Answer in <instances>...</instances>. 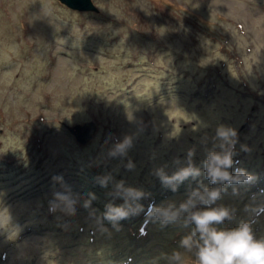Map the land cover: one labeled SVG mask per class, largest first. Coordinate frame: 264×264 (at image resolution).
<instances>
[{
  "label": "rangeland",
  "instance_id": "1",
  "mask_svg": "<svg viewBox=\"0 0 264 264\" xmlns=\"http://www.w3.org/2000/svg\"><path fill=\"white\" fill-rule=\"evenodd\" d=\"M92 1L97 11L0 0V264H167L191 229L161 227L146 209L179 203L197 181L174 193L153 170L167 165L171 175L174 158L194 149L203 172L220 125L237 132L232 171L264 174V0ZM86 120L97 130L79 143L63 122ZM125 136L127 157L110 158ZM109 173L147 194L144 211L117 227L90 216L123 203L95 182ZM53 176L80 194L75 215L49 212L53 192L63 191ZM261 186H236L237 196L228 187L217 203L234 218L220 227L254 220L264 237V211L247 210L264 205Z\"/></svg>",
  "mask_w": 264,
  "mask_h": 264
},
{
  "label": "clouds",
  "instance_id": "2",
  "mask_svg": "<svg viewBox=\"0 0 264 264\" xmlns=\"http://www.w3.org/2000/svg\"><path fill=\"white\" fill-rule=\"evenodd\" d=\"M238 142L235 129L220 125L215 130L212 138V147H205L206 158L202 161L203 172L200 167L193 164L194 149H189L184 160L174 158L175 171L169 175L166 167H158L153 170L162 186L172 192H177L179 186L187 180L197 181V186H189L186 198L177 203L176 201H164L159 205L152 203L147 208V218L158 223L161 227L176 225L188 229L190 232L183 236L179 242V249L168 254L167 264H188L190 256L194 264H264V237L257 238L252 223L254 220H241L236 227H220L225 221L234 218V210L217 202L227 193L228 187H232V195H239L236 186L253 184L256 177L245 169L235 167V145ZM133 146L131 137L125 136L117 140L109 150L110 158H125ZM242 151L247 147L242 145ZM126 170L134 171L135 164L129 160L125 165ZM203 175L212 185L209 187L198 181ZM53 184L60 183L63 191H54L53 199L49 201V212H61L64 215H75L76 205L80 203L81 196L73 193L62 176H53ZM95 182L101 187L110 190L107 195L111 201L120 199L122 204L116 205L109 202L105 205V211L101 217L95 216V210L90 216L100 223L107 220L114 227L119 221L128 218L132 214L144 211L139 203L147 194L140 188L126 184L124 180H116L113 175L105 174L95 178ZM87 199L83 200L82 207L91 208L92 201L96 199L94 193H87ZM248 211L258 215L264 211V205Z\"/></svg>",
  "mask_w": 264,
  "mask_h": 264
},
{
  "label": "water",
  "instance_id": "3",
  "mask_svg": "<svg viewBox=\"0 0 264 264\" xmlns=\"http://www.w3.org/2000/svg\"><path fill=\"white\" fill-rule=\"evenodd\" d=\"M61 3L71 9L82 11H97L98 8L92 0H59ZM66 129L73 135L75 140L79 143L88 142L97 130V124L93 120H86L83 122H76L73 124L64 123Z\"/></svg>",
  "mask_w": 264,
  "mask_h": 264
},
{
  "label": "trees",
  "instance_id": "4",
  "mask_svg": "<svg viewBox=\"0 0 264 264\" xmlns=\"http://www.w3.org/2000/svg\"><path fill=\"white\" fill-rule=\"evenodd\" d=\"M190 1H192V0H190ZM189 2H188V4L186 2V4L189 5ZM263 176H264V174L258 175L257 178H256V180H255V182L253 184H250L249 186L252 187L253 189H260V188H262L261 185H262V182L264 181V177ZM146 211H147V209H146Z\"/></svg>",
  "mask_w": 264,
  "mask_h": 264
}]
</instances>
